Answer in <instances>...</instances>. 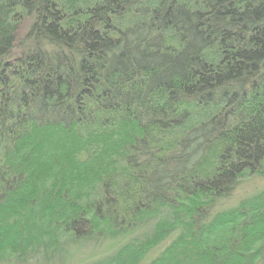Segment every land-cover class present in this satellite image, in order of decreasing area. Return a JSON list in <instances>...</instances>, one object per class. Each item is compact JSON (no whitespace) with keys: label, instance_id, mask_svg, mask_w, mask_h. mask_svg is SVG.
Wrapping results in <instances>:
<instances>
[{"label":"trees","instance_id":"16d2710c","mask_svg":"<svg viewBox=\"0 0 264 264\" xmlns=\"http://www.w3.org/2000/svg\"><path fill=\"white\" fill-rule=\"evenodd\" d=\"M263 166L264 0H0V264H264Z\"/></svg>","mask_w":264,"mask_h":264},{"label":"rangeland","instance_id":"374dc122","mask_svg":"<svg viewBox=\"0 0 264 264\" xmlns=\"http://www.w3.org/2000/svg\"><path fill=\"white\" fill-rule=\"evenodd\" d=\"M262 189H264V168L261 175L249 176L241 180L232 197L221 202L217 208V211L230 209L236 206L240 200L252 196L260 192ZM169 242L170 239L165 240L156 249L151 251L141 264H147L152 261L169 244ZM112 244L113 242H110L109 244L108 241H104L97 248H94L91 246V244L83 246L82 248L80 247V250H75L72 248L66 255L62 257V261H59L56 264H87L91 261L101 258L102 256H105V254H103L106 250L105 248H112Z\"/></svg>","mask_w":264,"mask_h":264}]
</instances>
